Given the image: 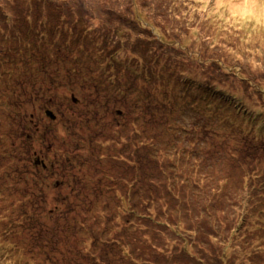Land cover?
Masks as SVG:
<instances>
[{"label":"trees","instance_id":"obj_1","mask_svg":"<svg viewBox=\"0 0 264 264\" xmlns=\"http://www.w3.org/2000/svg\"><path fill=\"white\" fill-rule=\"evenodd\" d=\"M62 1L68 4L70 0ZM39 2L49 5V0H29L28 12L24 19L18 18L15 26L7 21L6 28L11 31L12 36L14 35L16 44L21 46L18 55L16 53L0 55V58H12L11 61L7 59L0 63V70H3L0 72V78L7 75L6 80L11 86L14 78L13 81L19 91L15 93L18 114L13 120L12 115V122H8L10 125L7 129L10 131L18 130L19 108L26 106L27 96L31 94L37 96L33 99L36 105L37 99L44 101L42 110L59 108L53 95H50L51 99L47 101L44 99L47 97L46 93H40L34 88L38 86L36 80L29 82L30 88L33 89H27L29 74L38 75L43 67L41 64L33 63L32 60L43 58L50 62L54 69L47 68L46 72L47 75L49 72V79H53L52 84L56 88L54 72L69 73L74 80L73 64L81 59L80 56L74 57V50L71 49L77 41L75 31L59 33L60 38L71 37V42L56 38L55 34L49 32L50 23L41 22L46 16L38 14L37 11H47L49 8L42 9ZM13 4L10 0H0V17L11 20L14 16L21 15L20 9ZM142 5L146 6L144 3ZM155 6L157 5L150 4L147 9ZM75 7L77 12L88 11L86 8ZM74 8L68 10L72 12ZM92 12L95 13L94 10H91ZM98 12L95 18L103 21L105 29L111 35L114 33L117 36L123 35L122 29L145 28L152 34V29L149 28L152 24L160 30L164 27V24H160L161 20L156 21L153 17H148L144 24L138 19L139 27L134 28L135 19H132V24L121 22L118 26V21L113 22L115 18L108 13V10ZM11 13L14 16L10 15ZM35 19L38 24L35 23ZM76 19L78 20L75 25L88 19V15H78ZM2 40L7 41V39ZM152 40L155 45L149 53L142 55L148 59L153 50L163 53L151 56L148 60L144 59L146 62L140 59L138 63L126 61L120 63L126 72V86L133 84V80L137 79L142 87L138 86L137 89L136 85H133L128 97L126 93H119L120 97L103 102V106L100 107L102 109L96 110L100 113L102 110L107 114L108 111L115 109L116 116L127 121L126 124L118 126V139L125 142L127 147L134 141L136 143L133 146L136 145L137 148L144 150L136 151L137 161L140 164L138 176L135 175L137 180L133 183L137 185L136 191L123 194L120 189L121 180L118 181L115 189L106 193L101 192L97 197L95 194L91 195L95 188L88 187L84 192L83 203L75 208H72L73 203L66 205L64 208L70 205L71 207L69 210L66 209V214L62 217L58 218L54 213L50 214L51 217L57 218H54L52 223L55 230L51 238L45 242L43 250H61L64 254L68 250H73L74 252L70 253L86 255L89 260L90 257L99 259L106 257L109 260L108 264H114L111 263L115 259L114 256L107 254L121 251L128 246L129 255L136 254L142 259L146 258L144 264H169L166 252L177 257L173 258L174 264H242V257L234 248L241 241L242 227L251 223L261 228L263 224L259 214L264 212V208L260 207L264 205V149L261 150L253 140L255 134L259 135L255 132L257 129L261 132L264 130L263 116L256 109L249 107L243 113L244 95L241 96L228 87L229 84L221 82L220 75L228 74L225 67H221L224 70L219 72L210 68L211 73L216 72L217 77L214 74L207 76L197 71L192 55H188V59L194 62V66H191L192 62L187 66H180L171 57L177 45L176 37L170 40L152 37ZM110 42L108 45H117L116 40H113V44ZM11 48L9 47L8 51ZM136 51L140 53L139 50ZM70 54L73 57L69 58ZM56 56L61 57V59L57 58V62ZM117 69L118 67L113 70L114 79L120 76L121 69ZM169 73L172 77L168 75ZM63 85L67 84L63 82ZM110 90L108 88L101 93ZM259 90L264 92L262 88ZM46 91L49 92L47 88ZM8 92L12 93V89ZM9 93L2 95L8 96ZM95 93L100 92L96 89ZM229 93L235 95L230 96ZM75 96L74 93H68L67 99L72 100L65 108H61V118H67L68 114L79 115V124L66 128L67 133L63 135L67 138L62 142L63 149L56 153L59 159V154L64 150L69 158L65 157L66 164H71L73 153L80 156L82 153L93 151L103 152L108 148L107 143L101 139L104 133L97 131L95 134H85L86 122L90 124L96 121V118L87 115V113L93 115L91 111L93 109H87L85 112L80 105L84 102L86 106L88 102L82 100L80 95L76 98ZM229 100L240 108L241 115L236 120L237 124L232 122L234 113L228 105ZM38 112L36 106V111L31 113L30 118L26 116V120L36 122ZM137 117L141 119L139 125L132 122V119ZM240 119L251 121L252 124L241 125ZM131 127L137 129L135 134L128 132ZM237 129L250 137H243ZM252 131L254 135L248 133ZM54 132L59 134L57 128ZM166 135L174 137L170 139L172 143L180 140L182 136L186 146L169 151V146L166 145L168 140L165 141L163 137ZM161 151L167 154L164 155L165 163L160 159ZM123 161L117 160L119 165ZM118 168L121 169L120 166ZM87 179L85 177L83 182H88ZM251 182L254 184V190L247 186ZM259 183L261 184L258 185ZM44 194L41 193V196ZM156 207L160 212L156 211ZM60 208L57 207L58 210ZM151 211L155 212L151 214ZM149 215L153 218V222L148 218ZM249 217L254 220H250ZM61 228L62 232L70 230L71 238L79 237L83 232L82 240L90 239L89 250L76 247L77 245L70 246L68 239L64 247L62 242L57 247L53 246L55 241L52 236L59 234ZM86 234L89 236L87 239ZM257 234L258 231H255L252 237L257 239ZM104 244H107V247H104ZM181 257L184 258L181 260ZM235 261L237 263H233Z\"/></svg>","mask_w":264,"mask_h":264},{"label":"rangeland","instance_id":"obj_2","mask_svg":"<svg viewBox=\"0 0 264 264\" xmlns=\"http://www.w3.org/2000/svg\"><path fill=\"white\" fill-rule=\"evenodd\" d=\"M10 1L20 9L22 14L14 16L11 13L10 15L15 18L14 21L13 18L7 20L6 17H0V36L2 39H7L6 42L0 39V55L19 54L21 46L16 44L14 35L12 36L11 31L6 28L8 27L7 21L15 26L17 19H24L28 12L27 2L29 0ZM143 3L146 6H143ZM48 4L47 6L46 3H40L42 9L49 8L47 11H37L38 14L46 16L45 19H41V22L50 23L49 32L55 34L56 38H60V32L75 31L77 41L71 49L74 50L73 56H80L81 59L73 64V68L75 67L74 80L71 79L69 73L54 72L56 88L53 87V79H49V72L48 75L46 72L47 68L54 69L50 62L43 58L37 61L32 60L33 63L41 64L43 67L38 75L29 74L28 86L31 80H36L38 86L34 88L40 93H46L47 97L44 99L49 101L51 99L49 96H54L59 108L51 109L57 118L52 120L47 116L46 110H42L44 101L37 99L38 104L36 105L33 99L37 96L31 94L27 96L26 106L19 108V125L16 131H10L7 128L12 122V111H15L12 120L18 114V108L15 106L17 100L15 93L19 91L13 81L14 78H12L13 86L7 82V75L0 78V264H108L109 260L106 257L101 259L90 257L89 260L86 255L70 253L74 252L73 250H66L64 254L61 250H43V246L55 230L52 223L53 219L57 218L51 217L50 214L54 213L59 218L64 216L66 209L69 210L71 207L70 205L64 208L62 205L73 203L72 208H75L83 203L84 192L88 187L95 188L92 190L95 193L91 192V195L95 194L97 197L101 192L106 193L115 189L118 181L121 180L120 189L124 192L123 194L136 191L137 185L133 183L137 180L135 175L138 176V166L140 167L136 151L137 149L141 152L144 150L137 148L136 145L133 146L136 143L134 141L127 147L125 142L118 139L117 128L120 124H126L127 121L116 116L115 109L108 111L107 114L102 110L101 113L96 111L102 109L100 107L103 106V102L120 97L119 93H126L128 97L133 85H136L137 89L138 86L142 87L137 79L133 80V84L126 86V72L120 63L125 61L138 63L140 59L146 62L144 59L148 60L151 56L163 53L153 50L148 59L142 55L149 53L155 45L152 37L164 40L176 37L177 45L171 57L178 65L187 66L189 62H192L188 59V55H192L197 71L207 76L211 74L216 76V72L224 70L221 67H225L228 74L223 73L219 78L222 79V83L229 84L228 87L233 91L240 93L241 96L244 95L243 113L247 107L256 109L262 114L264 121V92L259 90V88L264 89V0H70L68 4L62 0H49ZM150 4L157 6L147 9ZM73 5L86 8L88 11L77 12ZM73 8L72 12L68 10ZM91 10L95 13H91ZM100 10H108V13L115 18L113 22L118 21V26L121 22L132 24V19H135L134 28L139 27L138 19L145 23L148 17H153L156 21L161 20L160 24H164V27L160 30L152 24L149 26L152 34L145 28L143 30L122 29L123 35L117 36L115 33L111 35L105 29L103 21L95 18V14H98ZM78 15H88V19L75 25L78 20L75 18ZM35 23L38 24V21L36 20ZM60 40L71 42L72 38L68 36ZM113 40L117 41V45L113 44ZM109 42L113 45H108ZM9 47H12L10 51H8ZM73 56L70 54L69 58ZM58 57L60 56L55 57L56 62ZM7 59L12 60V58L4 57L0 58V63ZM191 66H194V62ZM117 67V70L121 69L120 76L114 79L113 70ZM210 68L216 72L211 73ZM168 75L172 77L171 73ZM63 82L67 85H63ZM108 88L111 90L101 93ZM9 89H12V93L8 92ZM27 89L33 88L29 86ZM96 89L100 93H95ZM4 93L9 94L3 96ZM68 93L80 95L82 100L88 102L86 106L84 102L80 104L85 112L87 109H93L91 111L94 114L87 113V115L95 117L96 121L90 124L86 122L85 134H95L100 131L104 133L101 139L108 145L107 150L103 152L93 151L82 153L80 156L73 153L71 164L65 163V157L69 158L64 150L62 154H59V159L56 156L62 148L64 138H67L63 135L67 133L66 128L79 124L77 113L73 116L68 114L65 119L61 118V108H65L72 100L67 99ZM229 95L235 94L229 93ZM228 105L234 113L232 122L237 124L236 120L241 115L239 114L240 108L231 100L228 101ZM36 106L39 109L37 121L26 120V116L30 118L31 113L36 111ZM85 117L87 119V116ZM140 121V117L132 119L136 125H139ZM239 121H242L241 125L252 124L251 121L244 119ZM51 128L54 130L57 128L59 134ZM136 131L137 129L131 127L128 132L135 134ZM237 132L243 137H250L239 129ZM255 132L259 135L253 131L248 133L255 134L254 144L263 150L264 130L261 132L257 129ZM163 137L165 141L168 140L166 145L169 146L171 152L178 147L186 146L182 136L180 140L173 143L170 140L174 139L172 135ZM164 155L167 154L161 151L160 159L163 163L166 159ZM38 159L42 162L39 161V164H36ZM117 160L124 161L119 165ZM85 177L89 178L86 183L83 182ZM247 186L254 190L252 182ZM53 188L56 190L54 191ZM41 193H45L44 196H41ZM57 207L61 208L58 210ZM260 207L264 208V205ZM52 209L58 212H53ZM156 211L160 212V209L156 207ZM152 212L155 211H151V214ZM148 218L153 222L151 215ZM259 218L263 222L261 228L250 222L243 226L241 241L237 247H234L242 257V264H264V212L259 214ZM249 219L254 220L252 217ZM69 231L62 232L61 228L59 234L53 235L55 241L53 246L57 247L62 242L64 247L68 239L70 246L77 245L76 247L89 250L91 242L87 239L89 238L87 234V240H82L83 232L79 234V237L71 238ZM255 231H258L257 239L252 237ZM104 247H107V244H104ZM129 252L130 249L125 246L123 250L113 251L107 255L114 256L115 259L111 262L114 264H144L143 261L146 258L142 259L136 254L131 256ZM166 253L169 264H174L173 258L177 257L169 255V252Z\"/></svg>","mask_w":264,"mask_h":264},{"label":"water","instance_id":"obj_3","mask_svg":"<svg viewBox=\"0 0 264 264\" xmlns=\"http://www.w3.org/2000/svg\"><path fill=\"white\" fill-rule=\"evenodd\" d=\"M76 100V99H75ZM46 115L49 116L52 120H56L57 115L55 114V112L51 109H47L46 111ZM39 159L36 161L37 164H39Z\"/></svg>","mask_w":264,"mask_h":264},{"label":"bare ground","instance_id":"obj_4","mask_svg":"<svg viewBox=\"0 0 264 264\" xmlns=\"http://www.w3.org/2000/svg\"><path fill=\"white\" fill-rule=\"evenodd\" d=\"M15 113V111H12V115ZM59 187V186H58ZM63 206V205H62ZM66 207V206H63ZM53 212H58V210H53Z\"/></svg>","mask_w":264,"mask_h":264},{"label":"clouds","instance_id":"obj_5","mask_svg":"<svg viewBox=\"0 0 264 264\" xmlns=\"http://www.w3.org/2000/svg\"><path fill=\"white\" fill-rule=\"evenodd\" d=\"M75 98H76V96H75ZM37 164V163H36Z\"/></svg>","mask_w":264,"mask_h":264}]
</instances>
